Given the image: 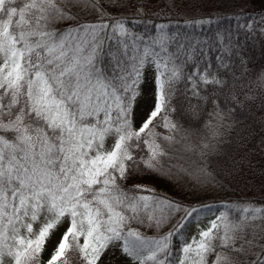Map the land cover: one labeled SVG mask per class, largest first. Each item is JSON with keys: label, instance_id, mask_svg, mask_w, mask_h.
I'll return each instance as SVG.
<instances>
[{"label": "snow or ice", "instance_id": "obj_1", "mask_svg": "<svg viewBox=\"0 0 264 264\" xmlns=\"http://www.w3.org/2000/svg\"><path fill=\"white\" fill-rule=\"evenodd\" d=\"M232 2L235 30L211 32L229 0H0V264H38L64 223L47 264H264V180L199 207L138 182L196 196L256 178L264 65L253 80L236 37H264V9Z\"/></svg>", "mask_w": 264, "mask_h": 264}, {"label": "trees", "instance_id": "obj_2", "mask_svg": "<svg viewBox=\"0 0 264 264\" xmlns=\"http://www.w3.org/2000/svg\"><path fill=\"white\" fill-rule=\"evenodd\" d=\"M261 9H264V7L258 9H246V12L249 13L250 16H256L258 18L259 14L261 13ZM235 10L237 9L224 11V15L218 20L217 23H214L207 27L210 28L211 32H216L217 29H227L229 27L235 30L237 24V21L233 16V12ZM246 22L247 18L241 21V23ZM135 27L137 31H143V25H137ZM236 38L239 39L241 44L245 46V59L250 58L254 61V63L257 64L256 69H252L251 67H249L250 77L255 80L256 75L261 70L260 66L264 65V37H261L259 35L252 36L249 34L248 39L246 40L245 33L241 31ZM241 71H244V69L239 66V61H237V74H239ZM251 116L252 120L249 122L252 123L254 121L253 127L255 130L253 132V138H250V143L248 145L250 149L253 148V145H255L256 148H259L261 146V139L264 138V112H261L259 110V100H257L256 109L252 111ZM181 123H183V121H181ZM202 126L203 125H201V127ZM156 132L160 134H166V130L163 128H157ZM225 139L230 142L231 134L226 133ZM180 147V145L175 146L177 152L179 151ZM221 147H223V145H221ZM244 163L246 164L247 162L245 161ZM253 163L255 165L253 169V171H255L256 173L255 179L252 178L251 173L248 172L245 168L243 176L238 179L237 183L227 184L223 188L217 187L214 190H209L207 192H197L196 196L191 195V189L186 188L183 192H181L179 189L170 188L163 182L155 180L152 176H146L140 179L138 182L141 184L149 185L155 188L158 192L167 193L172 198L181 201L186 205H192L197 207H199L201 203H219L221 200L235 201L252 198L258 199V196L254 197V193H257L259 191V185L261 181L264 180V176H261L260 174V167L261 165H264V152L256 153V155L253 157ZM209 218L210 217L208 216L206 225H208ZM193 222L195 221L188 223V226L184 230L186 239L189 235V226ZM167 230L168 229L166 227L164 231ZM141 231L145 232V234L148 236L156 235L154 231H147L145 229H141ZM174 243L178 244L179 241L174 240ZM53 251L54 248H50L45 244L43 251L40 253L38 264H47V261Z\"/></svg>", "mask_w": 264, "mask_h": 264}, {"label": "rangeland", "instance_id": "obj_3", "mask_svg": "<svg viewBox=\"0 0 264 264\" xmlns=\"http://www.w3.org/2000/svg\"><path fill=\"white\" fill-rule=\"evenodd\" d=\"M264 7V0H250V2L247 4L246 9H258ZM232 9H237V4L233 3L232 0H229V3L225 6V11L232 10ZM152 103V95H151V87L150 85H146L145 91H144V96L140 102V107L138 108V116H137V125L139 124L140 118L145 115V113L148 111ZM111 141L106 142V146H109ZM208 219L207 215H202L200 217L199 221V226L201 228L206 227V221ZM66 223L61 224L55 231L54 233L48 238L46 241V245L50 248H55L56 243L58 242L59 237L63 234L65 228H66ZM197 232V225L196 222H193L189 226V235L187 236V239H191L193 235H195ZM106 264L107 258H106ZM111 264H129L128 260L120 259V258H114L111 261Z\"/></svg>", "mask_w": 264, "mask_h": 264}]
</instances>
